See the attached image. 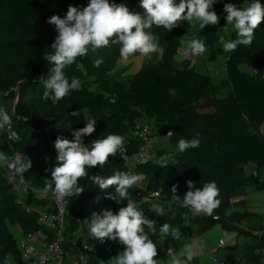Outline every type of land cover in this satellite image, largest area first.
<instances>
[{
    "label": "trees",
    "instance_id": "16d2710c",
    "mask_svg": "<svg viewBox=\"0 0 264 264\" xmlns=\"http://www.w3.org/2000/svg\"><path fill=\"white\" fill-rule=\"evenodd\" d=\"M82 1L0 0V108L9 113L12 129L17 132L12 138L7 127L0 130V152L9 157L18 152L30 158L32 168L25 173L27 180L45 187V179H51V171L57 165L56 138L73 139V132L86 126L85 116L97 121L96 131L84 138L86 146L91 147L94 140L114 133L124 138L130 152L136 150L140 142L134 134L137 122L151 116L165 133L172 131L169 138L176 148L174 158L166 161L149 158L130 167L117 151L102 168L86 169L88 176L78 181L84 192L68 197V229L78 228L81 222L85 224L92 209L101 212L106 205L118 213L121 207L127 206V200L117 203L106 198L115 192V186L101 189L89 179L92 175L111 176L116 171L142 174V181L129 189L140 211H147L158 203L150 192L160 190L165 203L160 204L164 208L161 221L173 229L198 234L216 221L225 228H240L237 220L227 214L231 199L254 182L251 167H264V23L255 29L251 46L241 45L229 52L226 71L231 91L228 95L219 96L217 88L205 83L191 67L181 66L171 52L165 53L159 62L144 67L133 85L117 87L111 92L92 89L85 82L89 73L84 72L82 65L90 68L96 54L102 52L100 48L78 57L64 70L69 79L78 77L82 87L53 103L43 96V81L51 75V65L44 57L53 51L50 46L57 36L55 26L47 20L56 14L63 18L69 5L78 6ZM84 1V6L90 2ZM115 2L125 3L130 11L143 14L140 0ZM260 2L264 5V0ZM181 22L171 31L163 27H156V31L171 42L191 35L188 25L183 26ZM235 38L233 29L230 40ZM114 45L120 51L122 45ZM243 62H250L252 71H244ZM77 110H81L79 117L70 115ZM196 133L200 134L199 147L180 152L179 140L196 138ZM158 151L163 153L162 149ZM5 171L0 163V264L8 252L19 253L13 224H20L24 232L42 228L37 220L38 212H28L16 202ZM188 180L197 188H202L205 182L217 183L220 204L211 215L193 217L191 210L183 206V196L189 190ZM173 185L178 186L177 195L181 197L176 201L172 200ZM30 201L46 204L34 194ZM158 231L159 228L155 234L149 232V236L154 242L163 237L166 249L155 242L158 250L155 259L167 253L172 241L171 235L161 236ZM260 239L264 244V234ZM124 249L118 239L98 243L91 251V264H113L111 259ZM261 258L259 250L251 249L239 263L227 259L225 263L259 264Z\"/></svg>",
    "mask_w": 264,
    "mask_h": 264
},
{
    "label": "clouds",
    "instance_id": "9594fccd",
    "mask_svg": "<svg viewBox=\"0 0 264 264\" xmlns=\"http://www.w3.org/2000/svg\"><path fill=\"white\" fill-rule=\"evenodd\" d=\"M215 3L217 0H180L179 3L176 0H140L143 14L132 12L125 3H116L115 0H90L84 7L69 5L66 16L62 18L56 14L47 20V23L55 26L57 36L50 46L53 51L44 57L51 65V75L43 81L44 99L58 103L70 91L80 90V79L76 76L69 79L64 70L73 65L78 57L87 56L90 50L96 52L108 47L110 41L122 45L120 56L125 60L137 52L146 57L158 54L162 59L164 49L150 31L153 25L171 31L180 21H188L189 27H195L198 22L199 28L203 30L208 25L219 23L220 17L213 10ZM224 12L227 24L233 25L236 30V38L224 42V51H235L241 45L251 46L255 29L264 23V5L260 0H251L246 7L226 3ZM205 50L204 42L192 36L184 55H201ZM102 63V59H96L94 67H99ZM171 91L174 94V90ZM70 115L79 117L81 110ZM84 119L86 126L75 130L73 139L57 137L54 142L57 165L51 171V179H45L44 190L52 191L58 199L81 195L84 189L79 186L78 181L88 176L86 169L96 166L102 168L110 156L124 150V138L114 133L94 140L91 147L86 146L84 138L96 131L97 121L90 116H85ZM6 127H12L11 116L4 108H0V130ZM168 135H172V132ZM199 135L196 133V138L191 140L181 138L178 143L179 151L199 147ZM0 163L20 176L32 168L31 159L20 154L9 157L0 152ZM89 179L101 189L115 186V192L109 193L107 199L117 203L127 200V206L121 207L118 213L106 208L101 212H93L88 219L90 235L94 239L101 242L105 238L114 241L118 239L125 246L119 255L111 259L113 264H160L155 259L158 255L157 245L149 237V232H157L156 222L138 210L129 195V189L142 181V174L116 171L111 176L92 175ZM186 183L189 190L183 196V206L191 210L193 217L211 215L220 204L217 183L205 182L202 188L195 187L192 180ZM177 188V185L171 188L173 201L181 198L177 195ZM150 209L161 215L164 212L159 203L152 204ZM184 220L187 224V214ZM159 232L161 236L171 235L177 241L181 239L179 229H173L168 223L160 226ZM196 247L198 246L185 244L180 253L170 247L165 264H189L197 254Z\"/></svg>",
    "mask_w": 264,
    "mask_h": 264
},
{
    "label": "rangeland",
    "instance_id": "374dc122",
    "mask_svg": "<svg viewBox=\"0 0 264 264\" xmlns=\"http://www.w3.org/2000/svg\"><path fill=\"white\" fill-rule=\"evenodd\" d=\"M250 1L251 0H217V3L213 5V10H215L220 17L217 25H208L202 30L199 28L198 22L195 27H189L188 21H182L181 24L183 26L188 25L190 28L191 35L182 36L173 42L162 38L161 35L157 33V26L155 25H153L150 31L155 35L157 41L163 47L164 55L167 52L173 53V58L177 60L181 66L191 67L195 72L201 75V78L205 83L217 88L219 96H225L230 94L231 85L226 71V61L229 52L224 51L223 44L224 42L230 40L231 32L234 29V26L227 24L224 5L226 3H234L237 6L246 7ZM176 2L179 3L180 0H176ZM84 3L85 1L83 0L76 7H84ZM192 36H195L203 41L206 50L201 55L189 54L188 56H185L184 52L187 49L188 42ZM114 44L115 43L110 41L109 46L103 47L101 53L97 52L98 54H96L97 56L94 58V61L96 59L103 60V63L99 67H94V61L90 68H86L82 65L84 72L89 73L88 77L85 78V82L92 89L111 92L117 87H126L131 84L133 85L137 82L138 75L144 67L157 63L164 58V55L161 59L158 54H152L151 57H146L137 52L125 60L120 56L118 46ZM89 52L92 51L90 50ZM241 67L244 71H252L250 62H243ZM144 117L141 119L150 121L153 127L152 133L155 135V139H157L154 140V147H158L157 150L162 149L168 159L170 158L169 156H172L173 159L176 148L170 142V138L167 133H165L159 125L155 124L154 117L148 116L149 119ZM128 165L133 167L131 164ZM256 170L257 174L264 177V167L257 168ZM154 200L161 205L165 204L162 202L163 200L160 197H156ZM106 208L109 209L108 206H103V209ZM244 211L251 213L250 223L252 227L262 225L264 222V185L260 186L258 183H256V185H249L241 195L231 199V204L227 213L231 214ZM69 212L70 207L68 206V214ZM90 212V215L85 219L86 224H89L88 219H90L94 209ZM142 212L147 218L155 220L157 228H160V226L164 224L161 221V214H157L151 211V209ZM66 222L69 223L68 217ZM67 223L64 229L66 240L70 239L71 233V230L68 229ZM234 231L235 230L224 228L221 222L216 221L198 234L190 233L188 231H180L181 239L177 241L172 238L171 245L177 253L182 251L185 244L198 246L196 247L197 254L195 255L198 259V264H222L220 261L216 262L212 254L217 251L220 255L230 249L229 245L231 244ZM149 237L152 238V236ZM221 238L223 240H221ZM220 240L223 241L222 245ZM155 242L162 246L161 248L163 250L166 249L163 237H158ZM160 257L166 258V260L168 258L167 255H161ZM221 258L222 256H219V259ZM190 264H192V262Z\"/></svg>",
    "mask_w": 264,
    "mask_h": 264
},
{
    "label": "built area",
    "instance_id": "2783aa9c",
    "mask_svg": "<svg viewBox=\"0 0 264 264\" xmlns=\"http://www.w3.org/2000/svg\"><path fill=\"white\" fill-rule=\"evenodd\" d=\"M150 121L140 119L137 122L134 134L139 139L138 148L130 152L127 142H123V151H118L127 164L136 166L138 163L153 158L158 161L171 160L172 156H165L154 147L155 135ZM9 136L14 138L17 132L7 128ZM171 130L167 131V135ZM169 136V135H168ZM14 154H19L15 152ZM5 175L16 194V202L21 204L26 211L38 212L37 220L42 226L41 229H35L24 232L20 224H13L12 231L17 239V248L19 253L8 252L2 264H91V251L98 243H106L109 238L103 242L94 239L90 235L89 224L80 223L78 228L71 230L70 239L66 240L64 229L68 214L69 198L58 199L52 191H45V187L31 184L25 173L23 176L15 174L5 166ZM45 200L46 204L40 205L30 201L31 195ZM152 196L160 197V190L150 192ZM254 234L262 236L264 229L253 230ZM65 242V244H64ZM261 255L264 256V247L258 248Z\"/></svg>",
    "mask_w": 264,
    "mask_h": 264
},
{
    "label": "crops",
    "instance_id": "0c3cea01",
    "mask_svg": "<svg viewBox=\"0 0 264 264\" xmlns=\"http://www.w3.org/2000/svg\"><path fill=\"white\" fill-rule=\"evenodd\" d=\"M155 140H157V139H155ZM257 168L258 167H251L250 168V170L252 172L251 174L253 175L255 182H253L249 185H256V183H258V185H260V184L264 185V177L257 174V170H256ZM260 168H263V167H260ZM249 185H247V187ZM245 213H248V214L245 217H242L243 214H245ZM227 214L231 215L233 219L237 220V224L239 225L240 228H238V229L227 228L230 230H235L233 232L231 244L229 245L230 249L224 253H221L220 255L218 254L217 251H215L212 254V256L214 257V260L216 262L220 261L222 264H226L225 263L226 259L233 261V262H236V263H239L244 258V256L248 252V250H251V249L258 250V248L264 247V244L261 243L260 236L254 234V232H253V230L258 229V228L264 229V222L260 226L252 227V225L250 223V217H251L250 212L244 211V212L231 213V214L227 213ZM221 240H223V239L221 238ZM171 248H172V245H171ZM165 255H167V254H165ZM219 256H222V258L219 259ZM158 260L160 261V264H165L166 258L160 257ZM191 262H192V264H198L197 257L194 256V259L192 261H190L189 264ZM259 264H264V256H262V258L260 259Z\"/></svg>",
    "mask_w": 264,
    "mask_h": 264
}]
</instances>
